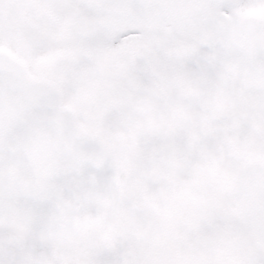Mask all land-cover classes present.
I'll list each match as a JSON object with an SVG mask.
<instances>
[{"label":"snow or ice","instance_id":"snow-or-ice-1","mask_svg":"<svg viewBox=\"0 0 264 264\" xmlns=\"http://www.w3.org/2000/svg\"><path fill=\"white\" fill-rule=\"evenodd\" d=\"M0 264H264V0H0Z\"/></svg>","mask_w":264,"mask_h":264}]
</instances>
